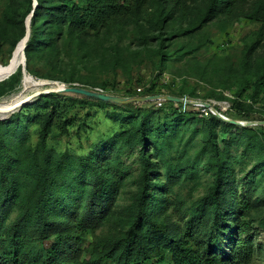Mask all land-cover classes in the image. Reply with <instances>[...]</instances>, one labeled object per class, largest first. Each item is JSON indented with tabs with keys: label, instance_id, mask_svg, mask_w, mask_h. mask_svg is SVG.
<instances>
[{
	"label": "trees",
	"instance_id": "trees-1",
	"mask_svg": "<svg viewBox=\"0 0 264 264\" xmlns=\"http://www.w3.org/2000/svg\"><path fill=\"white\" fill-rule=\"evenodd\" d=\"M33 1L11 0L0 21L1 37L19 34L12 49L24 34L26 16L32 13L26 59L56 56L60 41L69 47L73 44L82 59L94 49L89 44L91 34L98 44L116 27L134 28L140 46L156 43L161 64L179 55L180 49L165 51L169 37L162 24L173 21L182 0H35L34 9ZM240 1L203 0L195 22H189L181 33H192L219 14L232 15ZM263 4L264 0H257V10H263ZM263 85L264 76L253 84L254 91ZM76 92L80 100L116 103L90 91ZM46 100L41 98L37 104ZM141 100L132 98L117 105L130 114L128 124L86 157L60 154L48 146L56 102L48 114L37 118L39 138L33 145L25 143L21 113L0 121V264H244L251 250L239 231L246 227L243 217L249 206L246 194L237 196L236 182L241 177L245 184L257 183V169L264 157L249 169L238 170L240 161L231 156L229 148L239 144L240 136L232 135L221 149L210 127L201 153L190 157L179 138L181 130L194 134L205 122L174 118L153 127L150 120L136 117ZM238 130L256 135L251 128ZM126 150L136 151L137 173L132 178L136 190L127 207L120 208L117 202L128 176L120 156ZM201 160L211 180L191 206L186 224L179 225L163 211L153 216L154 209L168 207L169 198L162 194L159 202L152 200L151 190L165 188L169 179L177 177L199 182ZM158 166L166 182L159 180ZM127 208L129 213L122 218L119 212ZM261 220L264 228V217ZM88 229L93 239L83 257L76 245ZM97 229L101 233L96 236ZM46 242L51 244L41 247Z\"/></svg>",
	"mask_w": 264,
	"mask_h": 264
},
{
	"label": "rangeland",
	"instance_id": "rangeland-1",
	"mask_svg": "<svg viewBox=\"0 0 264 264\" xmlns=\"http://www.w3.org/2000/svg\"><path fill=\"white\" fill-rule=\"evenodd\" d=\"M9 3L11 0H0V21ZM202 3L203 0H182L175 9L173 21L162 24L165 37H169L165 51L180 49L179 55L171 56L165 64H161L156 43L150 41L148 46H140L139 34L132 27L125 30L116 27L98 44L91 34L89 44L94 49L82 59L72 49L73 44L69 47L62 41L56 56L26 59L24 48L33 32L32 13L28 14L24 34L12 49L11 43L18 38V32L10 33V37L0 36V68L11 62L17 50L21 56L17 70L0 81V121H8L21 113L25 143L33 145L39 138L37 118L48 114L52 102H56L48 146L60 154L86 157L94 153L97 145L115 135L122 125L128 124L130 114L122 112L117 105L139 98L142 100L136 117L150 120L153 127L174 118L205 122L203 128L194 134L181 130L179 138L190 157L195 158L201 153L209 127L217 135L221 149L232 135L240 136L239 144L232 145L229 152L240 161L238 170L240 167L249 169L264 157V85L257 91L253 89V84L264 76V8L257 10V0H243L235 5L232 15L219 14L192 33L182 34L189 22H195ZM33 4L34 9L37 6L35 0ZM254 42H257L256 48L248 55L247 51ZM78 90L99 94L101 99L116 103L80 100ZM165 96H176L189 103L165 101ZM149 97L158 99L148 100ZM41 98L48 100L40 101L38 105ZM159 102L162 106L156 104ZM203 103L210 107H204ZM238 128H251L256 135L241 134ZM188 129L192 130V127L188 126ZM120 159L128 176L117 205L126 208L131 193L136 190L132 182L137 173L136 151L126 150ZM201 164L202 160L198 165L199 182L192 184L177 177L169 179L165 188L151 190L152 200L159 202L162 194L169 198L168 207L154 209L153 216L163 211L173 216L179 225L186 224L191 206L211 180ZM163 171L158 166V178L166 182ZM256 176L257 183L245 184L247 181L241 177L236 182L237 196L246 194L249 206V213L243 217L246 227L243 232L239 231V236L248 240L251 250L244 264H264V228L261 225L264 217V162L258 166ZM128 208L119 212L122 218L129 213ZM100 231L96 230V236ZM92 233V230H86L85 238L76 245L83 251V257L88 255L85 249L93 239ZM50 244L46 242L41 247Z\"/></svg>",
	"mask_w": 264,
	"mask_h": 264
},
{
	"label": "bare ground",
	"instance_id": "bare-ground-1",
	"mask_svg": "<svg viewBox=\"0 0 264 264\" xmlns=\"http://www.w3.org/2000/svg\"><path fill=\"white\" fill-rule=\"evenodd\" d=\"M21 64V56L19 50H17L11 60V62L4 68H0V81L6 79L13 74L19 65Z\"/></svg>",
	"mask_w": 264,
	"mask_h": 264
},
{
	"label": "water",
	"instance_id": "water-1",
	"mask_svg": "<svg viewBox=\"0 0 264 264\" xmlns=\"http://www.w3.org/2000/svg\"><path fill=\"white\" fill-rule=\"evenodd\" d=\"M100 97V96H99ZM165 101H170V102H175V103H189V101L185 100V99H180V98H177V97H172V96H165L163 97ZM158 99L157 97H149L148 100H156ZM204 107L206 108H209L210 105L209 104H205L203 103L202 104ZM237 124V123H235ZM248 125H251V124H248Z\"/></svg>",
	"mask_w": 264,
	"mask_h": 264
},
{
	"label": "built area",
	"instance_id": "built-area-1",
	"mask_svg": "<svg viewBox=\"0 0 264 264\" xmlns=\"http://www.w3.org/2000/svg\"><path fill=\"white\" fill-rule=\"evenodd\" d=\"M158 106H162V103H156ZM203 110H205L206 111V109L204 108Z\"/></svg>",
	"mask_w": 264,
	"mask_h": 264
}]
</instances>
